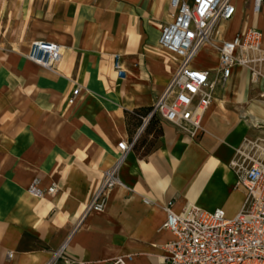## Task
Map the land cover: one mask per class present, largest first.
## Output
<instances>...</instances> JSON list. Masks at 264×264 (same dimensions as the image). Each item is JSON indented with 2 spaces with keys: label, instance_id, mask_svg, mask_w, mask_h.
<instances>
[{
  "label": "crops",
  "instance_id": "1",
  "mask_svg": "<svg viewBox=\"0 0 264 264\" xmlns=\"http://www.w3.org/2000/svg\"><path fill=\"white\" fill-rule=\"evenodd\" d=\"M21 1L20 43L0 45V264H167L168 206L234 217L244 193L230 164L239 156L264 161V99L248 72L234 69L217 83L197 138L156 121L118 164V144H131L142 126L133 114L152 107L177 67L158 48L173 20L170 0ZM233 5L218 42L245 28L264 32V8ZM37 40L62 47L53 69L25 59ZM116 165L119 184L103 212L83 218ZM34 182L41 197L28 193Z\"/></svg>",
  "mask_w": 264,
  "mask_h": 264
},
{
  "label": "built area",
  "instance_id": "2",
  "mask_svg": "<svg viewBox=\"0 0 264 264\" xmlns=\"http://www.w3.org/2000/svg\"><path fill=\"white\" fill-rule=\"evenodd\" d=\"M253 4L257 12L264 8V0H253ZM169 6L173 20L162 28L158 48L174 56L177 67L150 112L141 118L142 126L132 143L118 144V164L133 149L139 131L152 118L174 127L183 136L197 138L203 132L202 120L214 100L217 83L225 84L234 69H245L251 84L257 86L260 99H264V32L251 27L230 40H216L219 25L235 16L233 0H170ZM205 46L217 51L216 70L195 65L197 54ZM61 52L60 45L37 40L29 45L25 59L51 70L60 61ZM78 92L73 90L69 105ZM117 166L103 175L83 218L103 212L108 192L119 184ZM230 166L236 175V187L244 193L239 211L228 218L221 209L209 212L193 207L175 214L168 206L161 227L173 237L164 247L167 264H264V161L239 156ZM55 192L56 187L51 186L46 193L52 196ZM28 193L42 196L36 182ZM63 264L76 263L64 260ZM113 264L126 262L117 259Z\"/></svg>",
  "mask_w": 264,
  "mask_h": 264
},
{
  "label": "rangeland",
  "instance_id": "3",
  "mask_svg": "<svg viewBox=\"0 0 264 264\" xmlns=\"http://www.w3.org/2000/svg\"><path fill=\"white\" fill-rule=\"evenodd\" d=\"M236 3H242L243 0H236ZM22 7L21 0H1L0 1V45L9 47L13 42L15 45L20 43L18 38V17ZM234 27L231 23L226 24V29ZM230 33V30H229ZM217 40V39H216ZM215 40V41H216ZM218 41V40H217ZM216 41V42H217ZM206 65L208 68L218 67L217 64V51L213 46H205L204 50L197 54L195 65ZM254 86V85H253Z\"/></svg>",
  "mask_w": 264,
  "mask_h": 264
},
{
  "label": "trees",
  "instance_id": "4",
  "mask_svg": "<svg viewBox=\"0 0 264 264\" xmlns=\"http://www.w3.org/2000/svg\"><path fill=\"white\" fill-rule=\"evenodd\" d=\"M150 110H151V108L146 109V110H142V111L135 112L133 114V118L135 120L139 121V122H142L141 118L142 117H145L150 112ZM156 121L157 120L155 118H152V119H150L148 125H151L153 122H156ZM137 143H138V141L134 144V147H133L134 150L135 149L137 150V145H138Z\"/></svg>",
  "mask_w": 264,
  "mask_h": 264
},
{
  "label": "water",
  "instance_id": "5",
  "mask_svg": "<svg viewBox=\"0 0 264 264\" xmlns=\"http://www.w3.org/2000/svg\"><path fill=\"white\" fill-rule=\"evenodd\" d=\"M120 76H122V74H120Z\"/></svg>",
  "mask_w": 264,
  "mask_h": 264
},
{
  "label": "bare ground",
  "instance_id": "6",
  "mask_svg": "<svg viewBox=\"0 0 264 264\" xmlns=\"http://www.w3.org/2000/svg\"><path fill=\"white\" fill-rule=\"evenodd\" d=\"M201 51H202V49H201Z\"/></svg>",
  "mask_w": 264,
  "mask_h": 264
}]
</instances>
